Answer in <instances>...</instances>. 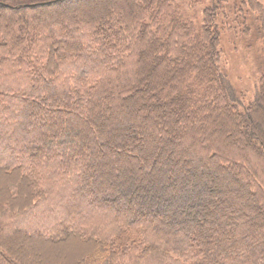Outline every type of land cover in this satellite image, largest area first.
<instances>
[{"label":"trees","instance_id":"16d2710c","mask_svg":"<svg viewBox=\"0 0 264 264\" xmlns=\"http://www.w3.org/2000/svg\"><path fill=\"white\" fill-rule=\"evenodd\" d=\"M226 1L0 3V264H264V71L244 105Z\"/></svg>","mask_w":264,"mask_h":264},{"label":"rangeland","instance_id":"374dc122","mask_svg":"<svg viewBox=\"0 0 264 264\" xmlns=\"http://www.w3.org/2000/svg\"><path fill=\"white\" fill-rule=\"evenodd\" d=\"M24 1L26 3L21 5L20 2ZM27 1L32 0H0V3L8 8H16L17 6L31 5ZM45 1L51 0H34L35 3ZM189 1L195 2L191 9L186 8ZM245 1L227 0L222 4L224 9L218 10L217 24H219L221 30L219 66L238 92L243 104L248 105L254 97L261 69L264 71V33H261L256 13L246 12L251 11L248 6L237 7L241 10V13L240 11L234 12L232 6H230V4H240V2ZM256 1L264 4V0ZM177 3L190 17H198L201 8L207 4V0H177ZM61 9L62 7H58L56 11L59 12ZM222 13L227 17H221ZM161 216L164 215L161 214ZM67 249V247H63L54 252L49 251L43 254L42 259H45V264H58L64 255L68 254ZM34 256L35 258L40 257L39 254Z\"/></svg>","mask_w":264,"mask_h":264}]
</instances>
